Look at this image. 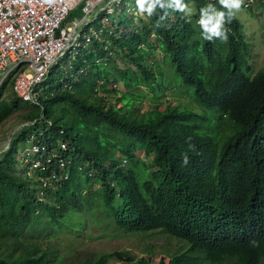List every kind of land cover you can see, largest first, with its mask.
<instances>
[{"label":"trees","instance_id":"16d2710c","mask_svg":"<svg viewBox=\"0 0 264 264\" xmlns=\"http://www.w3.org/2000/svg\"><path fill=\"white\" fill-rule=\"evenodd\" d=\"M127 1L134 13L122 7L115 15L103 33L107 49L93 42L69 63L59 59L37 86L36 105L12 94L11 77L0 85V125L14 114L21 122L42 116L51 122L50 141L63 131L62 156L70 160L67 180L41 197L18 160L19 145L32 130H18L0 152V264H47L54 249L34 243L38 235H49L40 217L63 226L65 214L88 209L89 199L120 232H160L186 244L167 264H259L264 259V66L252 78L243 72L246 44L235 18L225 24L226 42L201 37L200 9L212 4L220 10L218 0H184L190 13L168 10L163 19L159 9L148 17L137 12L135 0ZM253 2L254 8L264 6V0ZM155 50L169 74L153 59ZM117 59L122 68L114 65ZM174 75L192 89V98L187 94L194 105L217 113L211 120L229 122L221 141L216 128L200 127L190 110L158 105L130 115L129 101L141 98L135 89L160 92L155 100L176 88ZM105 86L118 94L114 101L120 106L103 99ZM111 258L133 261L118 251L83 264Z\"/></svg>","mask_w":264,"mask_h":264},{"label":"built area","instance_id":"2783aa9c","mask_svg":"<svg viewBox=\"0 0 264 264\" xmlns=\"http://www.w3.org/2000/svg\"><path fill=\"white\" fill-rule=\"evenodd\" d=\"M126 1L0 0V85L11 77L12 94L22 103L36 105L41 93L37 86L59 59L65 57L69 63L79 49L93 42L107 49L104 30L122 7L129 9ZM251 7L253 0H244L241 9ZM77 9L81 17L65 27L68 13ZM23 128L32 131L19 145L18 160L24 175L37 184V193L42 197L43 190L68 178L66 168L70 160L62 156L66 150L63 131L59 129L50 141L51 122L42 116L21 122L16 132Z\"/></svg>","mask_w":264,"mask_h":264},{"label":"rangeland","instance_id":"374dc122","mask_svg":"<svg viewBox=\"0 0 264 264\" xmlns=\"http://www.w3.org/2000/svg\"><path fill=\"white\" fill-rule=\"evenodd\" d=\"M190 6L191 4H188V7ZM191 10L192 6L187 13H190ZM80 17L78 9L71 11L63 24L65 27L72 26ZM125 17L127 18L128 16ZM132 17L136 24L137 17L133 15ZM234 18L240 24L241 34L247 50L241 52L248 65L242 70L248 78H252L264 66V6L258 7L255 5V8L252 7L249 11L241 9L235 14ZM115 21L116 17L113 19V22ZM159 56H161L160 53L155 50L153 59L156 60L163 73L169 74L167 65L160 61L161 57ZM62 63L64 65L66 61ZM114 65L117 68L123 67L122 61L119 59L115 61ZM152 69L156 72L155 68L152 67ZM174 79L176 88L165 91L163 95H160L155 100L153 98L154 95L158 97L160 92L156 94L146 93L142 88L135 89V93L141 98L129 101L132 106L131 109L135 110H130V115L138 116L149 108L158 105H160L159 108L169 105L181 110H190L197 114L200 127H203V129L216 128V137L218 141H221L230 131V127L228 128L229 122L224 119L219 120V123L211 120V113L212 116L213 114L216 116L217 113L214 110L204 111L199 109L193 104L192 99L187 94L189 92L192 98V89L183 86L179 77L174 75ZM9 90V88L6 89V91ZM120 90L121 87L118 86L117 91ZM100 94L104 95L103 99L107 103L116 105V107L120 106L119 102L116 103L114 101L118 94H113L109 86H105L104 91H101ZM93 99L95 100L94 97ZM53 118H57V116L55 115ZM20 124L21 119L16 114L1 123L0 152L5 150L10 135L16 132ZM208 135L213 138L211 133H208ZM135 156L140 158L142 154L137 152ZM72 184L74 185V182ZM92 201L89 199L88 209L83 208L80 211L72 209V212H67L64 216L66 221L62 222L63 226L53 225L45 217H40L42 220L40 224L44 228L45 233L49 235L43 238L38 235L34 243L39 248H44L47 244L50 249H54L49 256L47 264H83L85 260H93L96 256L118 251L126 252L128 256L132 257L133 261L130 264H137L140 258H144L146 264H158L160 260H162L163 264H167L172 256L186 249V244L183 242L173 239V237L169 238L160 232L134 235L118 231L114 228L109 214L102 209L98 202ZM105 264L127 263L111 258ZM259 264H264V259Z\"/></svg>","mask_w":264,"mask_h":264},{"label":"clouds","instance_id":"9594fccd","mask_svg":"<svg viewBox=\"0 0 264 264\" xmlns=\"http://www.w3.org/2000/svg\"><path fill=\"white\" fill-rule=\"evenodd\" d=\"M119 3V0H113ZM128 6L130 3L126 1ZM220 10L214 5L207 4L200 9L199 19L197 21L201 30V37L208 42L220 40L226 42L228 40V30L225 24L230 23L235 17V14L241 10L244 0H218ZM136 10L141 15L152 17L159 9L164 15H167L168 10L173 12L186 14L189 10L188 4L184 0H135ZM130 9H133L129 6ZM188 164V157L184 156L182 165Z\"/></svg>","mask_w":264,"mask_h":264}]
</instances>
